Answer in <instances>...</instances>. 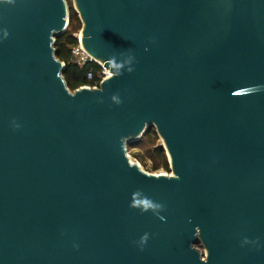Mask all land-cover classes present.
Here are the masks:
<instances>
[{
	"label": "water",
	"instance_id": "water-1",
	"mask_svg": "<svg viewBox=\"0 0 264 264\" xmlns=\"http://www.w3.org/2000/svg\"><path fill=\"white\" fill-rule=\"evenodd\" d=\"M75 1L99 88L63 0H0V264H264V0ZM152 124L174 176L126 153Z\"/></svg>",
	"mask_w": 264,
	"mask_h": 264
},
{
	"label": "trees",
	"instance_id": "trees-1",
	"mask_svg": "<svg viewBox=\"0 0 264 264\" xmlns=\"http://www.w3.org/2000/svg\"><path fill=\"white\" fill-rule=\"evenodd\" d=\"M72 26L70 29H66L65 32L54 35V55L55 57L64 63V69L62 70V78L65 82L66 87L70 91H74L82 86H92L98 81L101 73V68L95 62H88L83 66L77 65L71 55L70 49L72 46L77 44V39L73 36V33L80 27L79 21L77 20L76 14L71 11L70 15ZM143 135L152 137V141L155 140V130L150 127ZM142 140L134 142H128L126 146L128 148H134L141 145ZM148 156L152 159V169L163 167L168 169L167 157L161 146L154 147Z\"/></svg>",
	"mask_w": 264,
	"mask_h": 264
},
{
	"label": "rangeland",
	"instance_id": "rangeland-1",
	"mask_svg": "<svg viewBox=\"0 0 264 264\" xmlns=\"http://www.w3.org/2000/svg\"><path fill=\"white\" fill-rule=\"evenodd\" d=\"M64 2V11H65V18L68 21V24L66 26V29H70L72 26V21L70 18L71 11H73L76 14L77 20L74 19L75 23L76 21H79L80 27L77 31L73 33V36H81V31H83L85 25L81 16V13L79 11V8L77 6V3L75 0H63ZM79 34V35H78ZM80 88V87H79ZM155 130L156 138L152 141V137H147L145 135H141L139 140H142L141 145L134 147V148H128L126 146V153L129 156V159L134 162L141 171L147 173V174H164L166 176H174V169L172 167L170 158L166 151V146L163 137L158 132L156 126L152 124L151 126ZM130 139V138H128ZM127 144V143H126ZM157 146H161L165 152V155L167 157V164L168 169H164L163 167H159L157 169H152V159L148 156V153ZM197 239L199 240V243L195 245V248L198 249V251H202V254L205 253V247L203 243L201 242L199 236L197 235Z\"/></svg>",
	"mask_w": 264,
	"mask_h": 264
},
{
	"label": "built area",
	"instance_id": "built-area-1",
	"mask_svg": "<svg viewBox=\"0 0 264 264\" xmlns=\"http://www.w3.org/2000/svg\"><path fill=\"white\" fill-rule=\"evenodd\" d=\"M75 38L77 39V44L72 46L70 49L72 58L74 60V62L79 65V66H83L88 62H95L97 65L100 66L101 68V73L99 75V79L97 82H95L92 86H85V87H89V88H99L101 82L108 77V73L110 74L109 70L107 68H105L103 66V63L99 62L98 60L94 59L92 56H90L86 50L83 48L80 38L81 36H75Z\"/></svg>",
	"mask_w": 264,
	"mask_h": 264
},
{
	"label": "clouds",
	"instance_id": "clouds-1",
	"mask_svg": "<svg viewBox=\"0 0 264 264\" xmlns=\"http://www.w3.org/2000/svg\"><path fill=\"white\" fill-rule=\"evenodd\" d=\"M129 70L131 71V69H129ZM134 206L142 207L143 211H147L149 209L158 210V209L162 208V206L160 204L154 203L151 200H148L147 198H145L139 204H136ZM159 218L161 220L165 219L163 216H160ZM143 239L144 240L147 239V234H145V237Z\"/></svg>",
	"mask_w": 264,
	"mask_h": 264
},
{
	"label": "bare ground",
	"instance_id": "bare-ground-1",
	"mask_svg": "<svg viewBox=\"0 0 264 264\" xmlns=\"http://www.w3.org/2000/svg\"><path fill=\"white\" fill-rule=\"evenodd\" d=\"M78 35H79V34H78ZM110 75H111V73H110V74L108 73V76H110Z\"/></svg>",
	"mask_w": 264,
	"mask_h": 264
}]
</instances>
